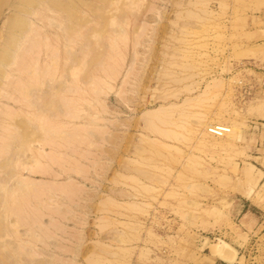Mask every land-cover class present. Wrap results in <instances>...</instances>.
I'll return each instance as SVG.
<instances>
[{
  "label": "rangeland",
  "instance_id": "rangeland-1",
  "mask_svg": "<svg viewBox=\"0 0 264 264\" xmlns=\"http://www.w3.org/2000/svg\"><path fill=\"white\" fill-rule=\"evenodd\" d=\"M0 201V264H264V0H0Z\"/></svg>",
  "mask_w": 264,
  "mask_h": 264
},
{
  "label": "bare ground",
  "instance_id": "bare-ground-1",
  "mask_svg": "<svg viewBox=\"0 0 264 264\" xmlns=\"http://www.w3.org/2000/svg\"><path fill=\"white\" fill-rule=\"evenodd\" d=\"M23 52H24V51H23ZM25 52H26V51H25ZM27 54H28V53H27ZM23 55H24V53H23ZM22 57H24V56H22ZM27 57H28V56H27ZM31 58H32V56H31ZM23 59H24V58H23ZM23 59L21 60V62L23 61ZM24 60H25V59H24ZM24 62H25V61H24ZM26 62H27V61H26ZM24 64H25V63H24ZM22 65H23V64H22ZM20 66H21V65H20ZM26 66H27V65H26ZM23 67H25V66H23ZM24 69H25V68H24ZM55 72H56V71H55ZM56 73H57V72H56ZM20 74H21V73H20ZM22 74H23V73H22ZM23 75H25V74H23ZM26 76H27V75H26ZM26 76H25V77H26ZM20 78H21V75H20ZM23 79H24V78H23ZM25 79H26V78H25ZM25 79H24V80H25ZM19 80H20V79H19ZM21 80H22V79H21ZM26 81H27V80H26ZM28 81H30V80H28ZM24 82H25V81H24ZM24 82H23V83H24ZM25 83H26V82H25ZM28 84H29V83H28ZM28 84L26 83L25 85H28ZM34 84H35V83H34ZM34 84L32 83V85H34ZM25 85H24V86H25ZM49 85H50V83H49ZM49 85H48V83H47L46 87H48ZM25 87L27 88L28 86H25ZM22 88H23V87H21V90H22ZM27 89H28V88H27ZM27 89H26V90H27ZM26 90L24 89V91H26ZM22 91H23V90H22ZM22 91H21V92H22ZM26 92H27V91H26ZM28 93H29V92H28ZM21 95H22V93H21ZM23 95L27 96L28 94L26 95V94L23 93ZM23 95H22V96H23ZM25 96H24V97H25ZM25 98H26V97H25ZM24 102H25V103H24ZM20 104H21V102H20ZM25 105L28 106V105L26 104V100L24 101V99H23L22 107H23V110L26 111V106H25ZM20 106H21V105H20ZM19 108H20V107H19ZM25 121H27V120L25 119ZM25 121H24V119H23V124H24ZM23 124H21V126H23ZM26 124H27V122H25L24 125H26ZM19 126H20V125H19ZM21 126H20V127H21ZM209 127H210V126H209ZM221 127H222V126H221ZM21 128H22V127H21ZM223 128L227 129V133L230 132V129H229V128H227V127H223ZM22 129H23V128H22ZM22 129H20V130H22ZM23 131H24V129H23ZM20 132H21V131H20ZM207 133H208V127H207ZM227 133H225V134H227ZM22 134H23V133H22ZM225 134H224V135H225ZM23 135H24V134H23ZM224 135H222V136H224ZM222 136H217V137H222ZM28 159H29V158H28ZM33 159H35V158H33ZM24 160H25V162L27 161L26 159H24ZM29 161H30V159H29ZM22 162H23L22 164L24 165V161H22ZM26 163H27V162H26ZM28 163H29V162H28ZM25 165H26V164H25ZM28 169H29V168H28ZM25 170H27V169H25ZM28 171H29V170H28ZM28 171H27V172H28ZM30 171H32V170L30 169ZM8 174H9V173H8ZM10 188H12V187H10ZM13 188H14V187H13ZM14 191H15V190H14ZM9 193H10V192H9ZM9 193H8V194H9ZM4 196H5V194H4ZM8 196H12V194L7 195L6 198H8ZM1 197H2V196H1ZM11 199H12V198H11ZM11 199L9 198L8 200H11ZM3 201H5V200H3ZM0 202H1V201H0ZM1 203L4 204V203H6V202H4V203L1 202ZM4 205H5V207H6V204H4ZM4 205H3V206H4ZM3 206H2V207H3ZM0 207H1V206H0ZM1 210H2V208H0V211H1ZM3 211H4V210H3ZM4 212H5V211H4ZM1 214H2V213H1ZM4 215H5V214H3V216H4ZM0 221H1V220H0Z\"/></svg>",
  "mask_w": 264,
  "mask_h": 264
},
{
  "label": "crops",
  "instance_id": "crops-1",
  "mask_svg": "<svg viewBox=\"0 0 264 264\" xmlns=\"http://www.w3.org/2000/svg\"><path fill=\"white\" fill-rule=\"evenodd\" d=\"M213 253L219 257H222L223 259H229V260H232L233 259V256H232V252H231V249L228 250V248H226V246H218L214 249H212ZM219 260L220 258H214V260L210 261L209 264H219ZM220 261H222V263L220 264H223V260L221 259Z\"/></svg>",
  "mask_w": 264,
  "mask_h": 264
},
{
  "label": "built area",
  "instance_id": "built-area-1",
  "mask_svg": "<svg viewBox=\"0 0 264 264\" xmlns=\"http://www.w3.org/2000/svg\"><path fill=\"white\" fill-rule=\"evenodd\" d=\"M208 132L212 135H216V136H222L225 133H227V129L218 126V125H212L210 127H208Z\"/></svg>",
  "mask_w": 264,
  "mask_h": 264
}]
</instances>
